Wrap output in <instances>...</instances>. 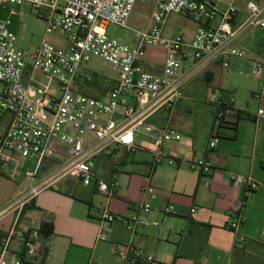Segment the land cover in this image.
I'll return each mask as SVG.
<instances>
[{
	"label": "built area",
	"instance_id": "1",
	"mask_svg": "<svg viewBox=\"0 0 264 264\" xmlns=\"http://www.w3.org/2000/svg\"><path fill=\"white\" fill-rule=\"evenodd\" d=\"M137 0H0L15 7L23 3L40 12L49 27H55L67 37L66 45H56L44 39L33 51L18 47V36L12 31V20L0 18V115L12 116L9 125L0 129V166L3 152L32 158L36 164L26 176L34 179L42 162L52 159L61 164V176H72L84 185L95 184L109 199L115 184L95 174V162L100 156L115 151L146 149L155 165L163 162L174 165L175 159L165 152L169 143L179 142L182 135L171 128H157L147 123L156 110L175 105L183 97V87L214 62L225 66L230 58L246 59V50L234 44L247 31H264V0H247L245 16L240 15L237 0L224 10L217 0H155L156 11L152 26L136 35L134 45L110 38L107 27L127 26ZM179 14L194 19L198 27L186 42L182 35L164 38L170 15ZM218 18L215 26L212 23ZM166 50L159 73L144 67L147 49ZM99 58L120 70L107 98L88 96L78 90V74L82 65ZM191 63V66H187ZM251 73L264 80V58L254 60ZM41 75L43 84L36 80ZM264 101L263 92L254 96ZM233 97L227 103L233 105ZM264 115V110H258ZM225 113L219 110L217 122ZM144 133L148 140L136 144V135ZM210 148L215 142L209 143ZM190 168L211 176L215 167L205 156H198ZM229 182L236 188L255 190L258 184L249 176L232 174ZM47 182H43L45 185ZM31 188V194L38 191ZM151 192L152 189L148 188ZM12 207V206H11ZM10 207V208H11ZM131 216L114 214L108 204L102 205L98 216L102 222L119 221L128 231L156 226L142 215L151 211L149 205H136ZM173 207H167L170 214ZM244 221L242 215L229 220L227 227L238 233ZM13 229L0 241V264H38L42 255L38 231L22 233L24 258L10 254ZM116 256L133 264H155L154 256L144 254L132 244L116 245Z\"/></svg>",
	"mask_w": 264,
	"mask_h": 264
},
{
	"label": "crops",
	"instance_id": "2",
	"mask_svg": "<svg viewBox=\"0 0 264 264\" xmlns=\"http://www.w3.org/2000/svg\"><path fill=\"white\" fill-rule=\"evenodd\" d=\"M4 7L8 13L13 12L10 11L13 7ZM237 7L240 15L245 16L244 6ZM0 18L5 17L0 13ZM11 20V29L17 34L15 21ZM242 43L248 48L246 60L251 66L254 60L264 58V31H250L238 40V44ZM157 50L162 52L161 57ZM165 53L163 47L147 49L145 69L161 72ZM223 66L221 62H214L195 78L202 77L209 84L208 89L213 90L214 70L220 71ZM96 76L86 64L82 65L78 90L91 97L107 98L118 80L100 76L108 83L100 84L95 81ZM36 80L47 83L41 75H37ZM225 95L234 100L233 92L224 91L207 101L212 107L208 114L210 140L218 141L214 148L207 143L189 153L188 144L193 146V142L182 136L179 142L165 147V152L175 159L174 165L165 162L155 165L146 149H121L111 156L98 157L95 174L115 184L110 199L101 194L95 184H82L85 189H80L76 186V180L79 183L80 180L61 176V164L52 159L44 160L36 178L30 179L26 176L29 170L24 174L22 170L27 162H31L33 170L35 160L4 151L0 180L16 185L7 189L5 199L0 203V241L14 229L16 234L10 242V254L24 258L22 233L38 231V242L42 247V255L34 260L38 264H133L120 260L115 254V246L125 244L153 255L155 264H264V115L239 108L234 100L233 108L226 112L225 121L219 127L214 121L215 104ZM182 99L175 105L156 110L147 121L161 112L164 127L182 135L172 119ZM238 112H248L253 119H238ZM11 119L10 114H1L0 129L7 127ZM242 122L251 125L248 133L244 129L246 134L241 132ZM146 139L144 133H138L136 144ZM202 155L215 167L209 177L190 168L192 160ZM22 174L27 181L21 179ZM232 174L249 176L258 188L234 187L229 182ZM120 180L126 182L123 187L119 186ZM43 182L47 183L42 185ZM33 187L39 188L34 195L31 194ZM148 188L152 191H147ZM133 193L135 195L131 198ZM98 198L102 200L95 208ZM135 201L151 207V211L142 216L156 222V226L128 231L119 221L106 223L99 219L102 205L108 204L114 214L130 216L137 205ZM169 206L173 211L165 214L164 210ZM238 215L244 218L238 232L244 238L241 244L238 243V234L227 227L229 220ZM46 224L52 225V233L43 228Z\"/></svg>",
	"mask_w": 264,
	"mask_h": 264
},
{
	"label": "rangeland",
	"instance_id": "3",
	"mask_svg": "<svg viewBox=\"0 0 264 264\" xmlns=\"http://www.w3.org/2000/svg\"><path fill=\"white\" fill-rule=\"evenodd\" d=\"M231 1L221 0L218 6L221 10H224L226 5ZM246 1L237 0L236 3L238 6H244L243 4ZM12 10L18 36V47L21 49L33 51L39 47L44 39L61 46L66 42L68 36L55 27H49L46 19L31 5L23 3L10 9V11ZM155 11V0H137L127 21V26L121 27L116 24H110L107 27V35L110 38L133 45L138 33L146 32L151 28L152 16ZM217 22L218 18L212 25L215 26ZM197 27L198 24L194 19L185 17L184 15L172 14L167 20L163 37L166 39L179 34L188 42ZM249 32L243 33L234 42L239 48L246 50L247 56L248 48L246 44H238V40L242 39L245 35L247 36ZM157 53L159 57L162 56L161 51L157 50ZM86 67L94 75L103 76L110 80H119L121 77L120 70L117 67L99 58H92L86 63ZM223 67L220 71L214 70L213 90L208 89L209 84L202 77L189 81L183 87V101L178 104V110L172 119L176 123L175 127L181 131L185 140L193 142V146L191 143L188 144V151H186L189 153L192 152V149L202 147L207 143H218V141L210 140L208 114L212 107L207 101H212L217 95L220 96V93H224V91L233 92L236 106L239 108L248 109L252 112H256L258 109L264 110V106L261 105L263 102L254 97L256 94L263 92L264 80L257 79L252 75L250 62L246 59L230 58L228 64ZM159 113L161 112L156 113L147 123L157 128H164L165 120H163V116L160 117ZM240 126L243 134H246L245 128L247 133L250 131L251 125L249 123L242 122ZM26 164L22 170L23 174L25 171L32 170L31 162H27ZM23 174L21 179L27 181V178L23 177ZM76 182V186H79L80 189H85L82 182L79 183L77 180ZM12 184L16 185V183L10 181L0 180V203L5 199L4 196L7 194V189L13 186ZM125 184V181L120 180L119 186L123 187ZM135 193H133V196L131 195V198L134 197ZM101 200V198H98L95 208L100 204ZM130 201H134V199ZM134 203L140 205V202L135 201Z\"/></svg>",
	"mask_w": 264,
	"mask_h": 264
},
{
	"label": "trees",
	"instance_id": "4",
	"mask_svg": "<svg viewBox=\"0 0 264 264\" xmlns=\"http://www.w3.org/2000/svg\"><path fill=\"white\" fill-rule=\"evenodd\" d=\"M4 8L5 7L0 9L1 15L3 17H5V18H10V19L14 20V13L11 12V14H10V13H8V10H6V8L5 9ZM95 81L96 82L98 81L100 84L107 83L106 79L100 78V76H96ZM228 99H229V95H225V98H222L217 104H215V119H214L215 123L217 122L216 115H217V112L219 110H222L226 114L227 111H229V110H231L233 108V105L227 103ZM224 118H225V116H224ZM224 118L220 121V123L217 122L219 127H221V124L225 121ZM238 119L252 120L253 117L248 112H238ZM43 228L45 230H47V233H52V231H53L52 225H47L46 224V225L43 226Z\"/></svg>",
	"mask_w": 264,
	"mask_h": 264
}]
</instances>
